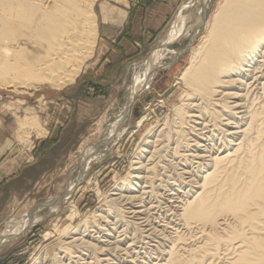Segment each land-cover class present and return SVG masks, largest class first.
Segmentation results:
<instances>
[{
	"label": "bare ground",
	"instance_id": "obj_1",
	"mask_svg": "<svg viewBox=\"0 0 264 264\" xmlns=\"http://www.w3.org/2000/svg\"><path fill=\"white\" fill-rule=\"evenodd\" d=\"M97 1L0 0V83L73 82L96 47ZM136 81L119 124L146 84ZM179 81L174 122L150 137L109 211L81 234L63 230V264H264V0H221Z\"/></svg>",
	"mask_w": 264,
	"mask_h": 264
},
{
	"label": "rangeland",
	"instance_id": "obj_2",
	"mask_svg": "<svg viewBox=\"0 0 264 264\" xmlns=\"http://www.w3.org/2000/svg\"><path fill=\"white\" fill-rule=\"evenodd\" d=\"M204 1L98 0L96 47L73 82L0 83V132L23 161L0 183V264H42L44 257L67 263L59 261L69 241L63 230L81 234L88 219L109 211L111 194L136 161L147 159L150 137L177 116L185 90L179 78L221 0ZM197 2L207 3L201 20L193 18ZM182 14L188 28H181ZM143 78L131 115L119 124L132 86ZM140 246L139 240L133 247ZM121 252L123 261L131 259ZM91 260L82 255V262Z\"/></svg>",
	"mask_w": 264,
	"mask_h": 264
},
{
	"label": "crops",
	"instance_id": "obj_3",
	"mask_svg": "<svg viewBox=\"0 0 264 264\" xmlns=\"http://www.w3.org/2000/svg\"><path fill=\"white\" fill-rule=\"evenodd\" d=\"M8 136L0 132V183L8 181L20 168L22 153L16 152Z\"/></svg>",
	"mask_w": 264,
	"mask_h": 264
}]
</instances>
